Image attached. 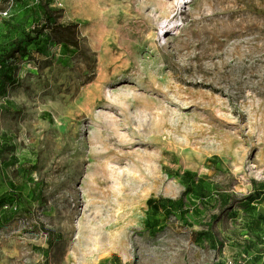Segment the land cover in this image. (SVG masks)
<instances>
[{"label":"rangeland","instance_id":"1","mask_svg":"<svg viewBox=\"0 0 264 264\" xmlns=\"http://www.w3.org/2000/svg\"><path fill=\"white\" fill-rule=\"evenodd\" d=\"M5 11L0 264H264V0Z\"/></svg>","mask_w":264,"mask_h":264},{"label":"trees","instance_id":"2","mask_svg":"<svg viewBox=\"0 0 264 264\" xmlns=\"http://www.w3.org/2000/svg\"><path fill=\"white\" fill-rule=\"evenodd\" d=\"M42 34H43L42 30L35 29L29 34H27L24 38L17 40L13 44V48L9 50L8 57L15 56L19 54L21 51L34 45V43L41 38Z\"/></svg>","mask_w":264,"mask_h":264},{"label":"built area","instance_id":"3","mask_svg":"<svg viewBox=\"0 0 264 264\" xmlns=\"http://www.w3.org/2000/svg\"><path fill=\"white\" fill-rule=\"evenodd\" d=\"M9 13L8 11L5 12H0V22L5 19L6 17H8Z\"/></svg>","mask_w":264,"mask_h":264}]
</instances>
